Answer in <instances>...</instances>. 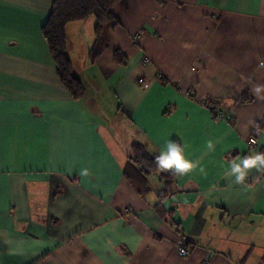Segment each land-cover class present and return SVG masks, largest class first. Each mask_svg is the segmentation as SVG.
I'll use <instances>...</instances> for the list:
<instances>
[{"label": "crops", "instance_id": "1", "mask_svg": "<svg viewBox=\"0 0 264 264\" xmlns=\"http://www.w3.org/2000/svg\"><path fill=\"white\" fill-rule=\"evenodd\" d=\"M52 2L0 0V264H264V170L225 174L251 137L264 152V0H120L93 63L95 19L68 23L77 101L41 34ZM170 140L191 172L130 160Z\"/></svg>", "mask_w": 264, "mask_h": 264}, {"label": "trees", "instance_id": "2", "mask_svg": "<svg viewBox=\"0 0 264 264\" xmlns=\"http://www.w3.org/2000/svg\"><path fill=\"white\" fill-rule=\"evenodd\" d=\"M118 1L120 0H53L48 18L41 28L42 37L56 67L58 80L76 101L83 97L84 87L74 75L71 63L66 56L65 27L71 22L84 21L90 17L95 19V40L89 54L90 62L93 63L107 47L104 31L113 20L110 8ZM245 100L247 101V99ZM213 115L215 117L218 113ZM251 138L254 139V137ZM131 154L130 160L137 168L141 167L144 175L151 174L156 170L155 157H150L140 145H132ZM130 169L132 167L128 165L127 170ZM126 175L133 184L135 182L140 186L141 189L137 186L139 190L135 189L138 195L143 196L148 192V189L144 190L145 177L140 171L135 169L132 177L126 171ZM132 183L130 184L133 186Z\"/></svg>", "mask_w": 264, "mask_h": 264}, {"label": "clouds", "instance_id": "3", "mask_svg": "<svg viewBox=\"0 0 264 264\" xmlns=\"http://www.w3.org/2000/svg\"><path fill=\"white\" fill-rule=\"evenodd\" d=\"M262 86H256L254 93H259ZM186 144L180 142L168 141L165 148L155 157V164L160 170L172 172L174 175H184L191 172L197 167L191 159L188 158ZM207 148L212 150L214 144L211 140L207 142ZM264 170V152H256L244 155L243 157H235L231 160V164L226 175L234 177L236 184H243L251 170ZM200 172L204 173L205 169L200 167Z\"/></svg>", "mask_w": 264, "mask_h": 264}, {"label": "built area", "instance_id": "4", "mask_svg": "<svg viewBox=\"0 0 264 264\" xmlns=\"http://www.w3.org/2000/svg\"><path fill=\"white\" fill-rule=\"evenodd\" d=\"M141 82V81H139ZM216 118L220 117V115H217L215 116ZM247 145L249 147V149L253 152V153H256V152H262L259 150L258 146H257V143H256V140L253 139V138H250L248 139L247 141ZM263 174H264V171H263ZM177 253L180 257H183V258H186L188 255H189V251L187 250L186 248V245L184 243V241L180 240L177 245Z\"/></svg>", "mask_w": 264, "mask_h": 264}]
</instances>
